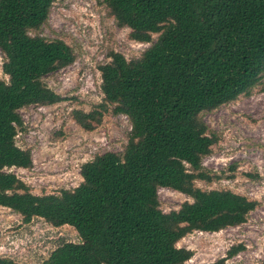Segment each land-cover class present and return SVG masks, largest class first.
<instances>
[{
  "label": "trees",
  "instance_id": "1",
  "mask_svg": "<svg viewBox=\"0 0 264 264\" xmlns=\"http://www.w3.org/2000/svg\"><path fill=\"white\" fill-rule=\"evenodd\" d=\"M54 1L0 0L7 76L0 78V206L24 222L40 217L76 230L79 242L62 243L41 264H185L193 252L178 247L180 239L240 225L257 204L196 181L220 178L202 162L216 137L200 114L249 94L264 78V0H103L131 39L151 44L130 60L110 51L98 67L101 101L73 109L72 117L92 131L106 114H123L131 126L127 143L82 163L76 187L39 195L6 169L32 166L30 150L15 141L19 110L61 101L43 78L75 59L64 40L35 33ZM160 187L191 200L165 212ZM242 249L232 245L201 264H225ZM0 264L20 263L0 256Z\"/></svg>",
  "mask_w": 264,
  "mask_h": 264
},
{
  "label": "rangeland",
  "instance_id": "2",
  "mask_svg": "<svg viewBox=\"0 0 264 264\" xmlns=\"http://www.w3.org/2000/svg\"><path fill=\"white\" fill-rule=\"evenodd\" d=\"M59 38L69 44L74 61L46 75L44 82L63 99L52 105L21 108L23 126L16 144L31 152L32 166L11 167L31 192L57 194L76 187L82 180L80 166L96 154L121 152L127 143L130 122L123 114H106L92 131L83 130L73 119V109L88 111L100 102L99 65L109 61L110 51L126 59L139 57L151 43L130 38V29L119 26L103 0H55L48 18L35 32ZM157 34H153L155 40ZM4 55L0 50V78ZM202 119L216 137L203 165L220 175L210 183L197 180L203 189L229 188L257 202L240 225L217 232L192 231L180 239L178 247L193 254L185 264H201L225 256L232 245L243 249L225 264H262L264 260V78L249 94L239 95L210 111ZM160 208L178 209L191 198L179 191L160 187ZM70 225L53 226L43 218L22 217L0 206V256L20 264H41L52 250L64 242H79Z\"/></svg>",
  "mask_w": 264,
  "mask_h": 264
}]
</instances>
